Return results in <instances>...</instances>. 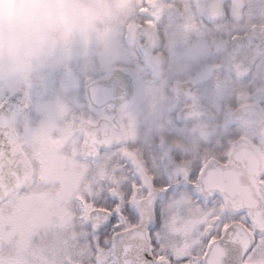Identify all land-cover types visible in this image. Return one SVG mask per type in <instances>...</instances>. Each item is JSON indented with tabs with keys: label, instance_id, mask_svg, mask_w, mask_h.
I'll return each mask as SVG.
<instances>
[{
	"label": "snow or ice",
	"instance_id": "obj_1",
	"mask_svg": "<svg viewBox=\"0 0 264 264\" xmlns=\"http://www.w3.org/2000/svg\"><path fill=\"white\" fill-rule=\"evenodd\" d=\"M61 111L110 158L79 208L86 264H264V0H131L91 68L0 85V118L18 129Z\"/></svg>",
	"mask_w": 264,
	"mask_h": 264
},
{
	"label": "rangeland",
	"instance_id": "obj_2",
	"mask_svg": "<svg viewBox=\"0 0 264 264\" xmlns=\"http://www.w3.org/2000/svg\"><path fill=\"white\" fill-rule=\"evenodd\" d=\"M13 3L18 5L23 23L14 19L9 30L18 29L16 39L23 51L0 58V85H10L14 92L26 89L48 71L81 59L86 67L94 66L115 50L119 29L131 9V0H80L71 23L53 20L39 27L31 19L32 0ZM11 15L17 16L16 8ZM25 125L28 130L22 133L23 139L39 145L47 161L48 180H61L63 187L52 194L35 191L15 195L0 205V264H86L91 252L80 227L79 208L81 204L88 209L92 207L87 198L95 194L106 176L97 175L95 170L106 172L103 168L110 158L86 165L94 172L88 181V170L84 176L77 169L82 164L77 158L83 145L81 123L64 119L61 111L59 115L46 113ZM55 129H65L63 137L55 139ZM69 177L73 180H67ZM82 181L86 185L78 194L79 189L71 187Z\"/></svg>",
	"mask_w": 264,
	"mask_h": 264
},
{
	"label": "water",
	"instance_id": "obj_3",
	"mask_svg": "<svg viewBox=\"0 0 264 264\" xmlns=\"http://www.w3.org/2000/svg\"><path fill=\"white\" fill-rule=\"evenodd\" d=\"M23 89H19L21 91ZM264 117V114H260ZM0 131H3L5 139L0 140V203H2L11 193L24 186L31 178V169L27 164L25 156L18 144V136L14 130V120L8 118H0ZM260 134L264 136V128H261ZM83 132L88 140L86 147V155L94 156L91 151L93 144L97 141L95 130H89L85 124ZM236 159L244 165L248 162V166L256 163V158L252 152L240 150L236 154ZM216 162V161H214ZM217 163V162H216ZM231 161H229V164ZM247 171V166L240 169ZM245 190L232 184L230 188V196L242 198Z\"/></svg>",
	"mask_w": 264,
	"mask_h": 264
},
{
	"label": "flooded vegetation",
	"instance_id": "obj_4",
	"mask_svg": "<svg viewBox=\"0 0 264 264\" xmlns=\"http://www.w3.org/2000/svg\"><path fill=\"white\" fill-rule=\"evenodd\" d=\"M84 124H86V122H81V126H80V134L83 133V136H84V138L82 139L83 140V145L81 147L82 152L80 151L79 152L80 154L77 153V155H78L77 158L80 160V164L81 163L82 164H81V166L77 165V169L79 171H81L82 175H84V176H85V172L87 169L88 171L86 173V179L89 181L94 172H91L90 169H88L86 167V165H88V166L89 165H95L97 160L100 159V156L97 153V141L93 144V147L91 148V151L95 155L94 156H87L86 155V147L88 145V140H87V138L83 132V125ZM60 125L62 126V128L65 127L62 124H60ZM26 126L27 125H25V123H24L22 125V127H20L18 129L16 126V123H15V120H14V130L18 136V144H19V147L25 156V159L27 161L28 166L31 169V178L29 179V181L24 186L20 187L17 191L12 193L0 205L5 204L12 196H15V195L27 194V193L35 192V191H38L39 193H48V194L51 193L52 194L54 192L59 191L63 187V181H61V180L60 181L59 180L51 181L50 179L48 180L49 176H47V174H48L47 161H46V158L44 157V155L42 154V150H40L39 145H37L32 140L27 141V140L23 139L22 133H27V130H28L27 129L28 126L27 127ZM55 130H57L55 132V135H54L55 139L56 138L59 139V137L60 138L63 137V133H64L63 130H65V129H55ZM244 131L247 134H248V132H252V134H253L256 131V129H253L251 127H246L244 129ZM70 154H72V153L70 152ZM108 164H109V161H108ZM108 164L103 168V171H106V167L108 166ZM66 167H67V163H66ZM65 170H67V169L65 168ZM98 170H99L98 168L95 170V173H97V175H100V174L106 175V172H100ZM84 176H83V178H84ZM67 180H73V179L71 177H69V179H67ZM35 185H37V186L35 187ZM85 185H86V183L84 181H82L80 183V185L72 186L71 189H76V188L79 189L76 192L78 194H80V192L82 193V191H84L83 188L85 187ZM35 189H37V190H35Z\"/></svg>",
	"mask_w": 264,
	"mask_h": 264
},
{
	"label": "clouds",
	"instance_id": "obj_5",
	"mask_svg": "<svg viewBox=\"0 0 264 264\" xmlns=\"http://www.w3.org/2000/svg\"><path fill=\"white\" fill-rule=\"evenodd\" d=\"M79 2L80 0H32L34 11L31 19L39 27L47 26L53 20L71 23ZM14 8L17 9L15 18L11 15ZM14 19L23 23L19 18L18 5H14L13 0H0V58L23 51L20 41L16 39L18 29L9 30Z\"/></svg>",
	"mask_w": 264,
	"mask_h": 264
}]
</instances>
